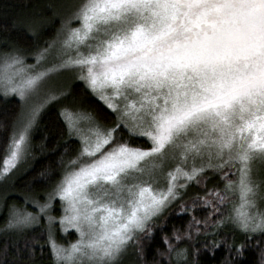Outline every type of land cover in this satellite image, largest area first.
Instances as JSON below:
<instances>
[{
	"label": "snow or ice",
	"instance_id": "1",
	"mask_svg": "<svg viewBox=\"0 0 264 264\" xmlns=\"http://www.w3.org/2000/svg\"><path fill=\"white\" fill-rule=\"evenodd\" d=\"M10 27L36 46L0 49V96L19 101L16 116L0 123L9 131L0 183L44 152L47 135L32 143L39 117L72 96L62 74L71 73L115 121L106 126L75 98L59 109L64 139L52 154L60 155L38 175L46 190L25 196L23 209L9 206L0 264H32L37 247L41 255L48 248L51 264H124L130 249L147 264L144 242L163 226L156 221L198 206L209 209L203 220L190 215L182 234L174 227L162 236L165 250L156 255L165 264H198L201 251L220 247L221 264H233L248 247L260 248L259 240L236 244L234 233L247 241L264 235V0H48ZM213 176L222 187L185 200L191 185L204 188ZM37 228L45 244L36 236L20 243ZM226 229L231 242L220 235ZM70 232L74 241L57 240ZM8 233L17 239L12 260ZM185 240L190 245L179 247Z\"/></svg>",
	"mask_w": 264,
	"mask_h": 264
},
{
	"label": "trees",
	"instance_id": "2",
	"mask_svg": "<svg viewBox=\"0 0 264 264\" xmlns=\"http://www.w3.org/2000/svg\"><path fill=\"white\" fill-rule=\"evenodd\" d=\"M58 0H53L57 2ZM48 0H0V49H4L7 43L15 42L20 47L32 50L36 46V42L28 39L27 37L21 38V35L18 31L11 29V24L13 19L25 11H31L34 7L43 6L47 3ZM27 4L28 8L25 9L23 5ZM46 15H51L47 9H44ZM59 27V19H57L51 29L45 33L44 37L41 39H47L52 36ZM72 96L69 97L70 100L65 102L60 101L59 103L51 104L42 115L39 117L38 125L33 135L32 143L39 145L45 135L48 139L46 141V147L44 152L34 151L32 155L28 158L27 164H21L20 167L10 176L6 181L0 183V229L5 225V221L8 218L9 206L15 205L16 207H21L24 204V197L28 195L42 194L45 189V184L37 181L40 171L46 168L52 161H54L59 155L60 152H55L53 155V150L56 149L59 142H62L64 139L63 133L65 132V127L62 121L58 116L59 109L64 105L71 104L73 98H75L80 106L86 108L89 111H92L96 114L99 120L106 126H112L115 121L114 115L107 112L102 106L101 103L91 94L83 90L82 84L80 82L71 83L70 85ZM19 111V101L15 96L10 97L5 100L0 96V123L8 121L10 122ZM9 131L0 129V158L4 155V146L8 142ZM135 145L145 144L143 140L133 141ZM65 145H60V150H63ZM79 147L77 141L71 142V148L76 149ZM2 162V159H0ZM31 166V169L23 174V169ZM206 175L211 176L210 173ZM231 178V177H230ZM29 181H36L31 184V187H28ZM214 185L222 187V182L219 181L218 176H213L212 179L208 181L206 187L202 189H195L186 194L185 200L191 203V197L199 194L201 196L207 191L208 188H212ZM179 203V202H177ZM177 209H170L169 212H165L157 221V225H163L158 227L155 230V233L150 241L145 240V260L147 264H165L159 256L156 255V249L161 251L165 250V245L162 241L163 235L171 236L173 228H178L181 234L184 232L187 222L190 219V215H195L198 219L203 220L209 211V209L197 207L194 212L189 214H176ZM43 227V224H42ZM227 232L229 242H231V237L233 236V231L231 229H226L221 232V236H224ZM235 243L239 244L244 242L245 244H255L257 240L260 241V248H264V235L254 236L252 241H247L245 236L236 231L235 233ZM9 240V251L8 259L12 260L15 258V248L12 247L13 244H17L16 235L14 233L6 234ZM33 236L38 238V244H45L46 235L40 234V229L37 228L33 231H29L24 235L20 241L23 242L24 239L31 240ZM70 240H73V236L69 237ZM203 237H198L199 241H203ZM211 239V237H209ZM65 241V240H64ZM65 243V242H64ZM179 247H185L190 245V241L177 242ZM4 239L0 237V249L3 248ZM19 246V245H17ZM196 248H201L202 244L197 242L195 244ZM260 248L248 247L243 253L242 259H236L232 257L233 264H258V253ZM132 255V264H141L140 260L137 258L135 251ZM235 253V249H233ZM226 254V250L223 247L217 249L214 253H209L207 251H201L200 254L195 258L198 261V264H221ZM22 257H27V250H21ZM191 259V257H190ZM23 264V260L21 262ZM32 264H51V256L47 247L43 249V255L40 254L39 247L36 248V257Z\"/></svg>",
	"mask_w": 264,
	"mask_h": 264
},
{
	"label": "rangeland",
	"instance_id": "3",
	"mask_svg": "<svg viewBox=\"0 0 264 264\" xmlns=\"http://www.w3.org/2000/svg\"><path fill=\"white\" fill-rule=\"evenodd\" d=\"M57 2H59V0L57 1ZM28 64H32V63H34V61L31 59V58H29L27 61H26ZM76 82H79V81H76ZM59 83H61L62 85H64L65 87H70V85H71V83H73V77H72V74L71 73H64V74H62L61 75V77L59 78ZM0 91H2V90H0ZM66 100H70L69 99V97L67 98V99H65V100H62V102H65ZM65 106V105H64ZM211 174V173H210ZM212 175V174H211ZM231 178H235V177H231ZM207 184H208V182H207ZM195 189H202V188H200V187H197L195 184H193V185H191L189 188H188V190H187V193L188 192H192V191H194ZM17 208H20V209H23L24 208V204H23V206H21V207H17ZM56 211H54L53 213H52V215H55V216H59L61 213H60V211H59V203H57V205H56ZM29 211H34V209H32V208H29L28 209ZM71 235L73 236V240H70V238L69 237H71ZM77 238V236H76V234L74 233V232H70L68 235H67V237H63V236H61L59 233L57 234V240L60 242V243H63V244H65V245H67L68 243H70L71 241H74L75 239ZM65 240V241H64ZM65 242V243H64ZM134 254V252H133V250L132 249H130L129 250V254L124 258V264H132V255Z\"/></svg>",
	"mask_w": 264,
	"mask_h": 264
}]
</instances>
